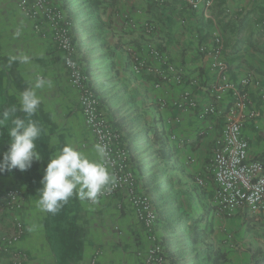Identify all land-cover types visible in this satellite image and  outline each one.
<instances>
[{
	"label": "crops",
	"instance_id": "obj_1",
	"mask_svg": "<svg viewBox=\"0 0 264 264\" xmlns=\"http://www.w3.org/2000/svg\"><path fill=\"white\" fill-rule=\"evenodd\" d=\"M51 1L72 20L78 57L87 67L90 68L89 57L93 56L91 50L96 49V41L101 43L98 49L101 53L110 52L111 69L107 71L113 83H104L100 70L92 75L90 68L89 73L96 82L101 107L113 118L117 129L127 134L131 128L136 130L138 115H143L156 135L154 155L143 160L146 186L142 189L139 180L138 185L153 197L157 193L162 203L171 196V206L165 205L168 210L163 211L155 233L159 238L168 237L165 247L173 254L172 260H177L173 264H184L178 257L179 248L169 239L174 234H170L168 223L196 217L194 214L202 211L206 219L212 217L213 184L199 187L194 178L201 174L211 154L221 121L213 117L199 121L191 113L161 109L157 101L163 99L171 103L180 93L191 91L201 102H207L193 82L204 85L215 80L216 75L209 68L211 57L197 52L195 33L200 34V42L207 52L214 50L215 39L222 40L221 57L229 66L228 77L232 82L252 72L264 83V0H213L208 12L193 11L180 3L161 8L155 0H77L80 5L76 0ZM81 12L87 15L86 19L79 15ZM127 18L136 23V29L127 26ZM80 21H84L82 26ZM92 22L98 28L96 38H92L96 34L88 32ZM152 22L156 29L147 35L144 25ZM88 42L93 43L90 51ZM148 45L164 52L181 68L184 78L181 83H176L172 76L159 90H153L152 77L146 70L139 73L130 70L129 56L137 53L145 57ZM100 51L97 55H101ZM146 58L148 67L157 66ZM39 80L44 84L37 88ZM26 89L34 90L41 100L31 117L19 111L20 96ZM12 107L17 109L13 118L31 119L41 127V135L35 141L40 160L34 161L27 171L0 173V192L16 189L24 195L19 211L0 212V237L10 233L11 220L17 217L25 227L18 244L27 257L23 264H89L98 249L102 250L98 264L124 261L139 264L136 254L149 242L122 195L97 199L90 204L89 199H80L74 194L69 198L71 204L63 203L55 214L40 208L38 190L42 187L44 168L63 146L71 145L92 160H97L98 155L80 114L76 94L68 85L67 71L53 41L52 28L47 23L37 26L26 18L17 0H0V112ZM110 107L115 110L111 111ZM249 110H255L258 116L248 120L243 128L249 145L248 157L264 164V101L256 87L250 88ZM11 126V118L7 124H0V153L7 150V131ZM156 185H160V189L154 192ZM71 219H75L82 232V247L78 252H72L73 246L67 241L64 223ZM181 227L186 229L182 224ZM67 246L68 256L64 253ZM8 263L9 257L0 254V264Z\"/></svg>",
	"mask_w": 264,
	"mask_h": 264
},
{
	"label": "built area",
	"instance_id": "obj_2",
	"mask_svg": "<svg viewBox=\"0 0 264 264\" xmlns=\"http://www.w3.org/2000/svg\"><path fill=\"white\" fill-rule=\"evenodd\" d=\"M159 6L180 3L193 11L208 12L213 0H155ZM19 10L26 18L37 26L47 23L52 28L53 41L62 55V63L67 71L69 87L75 92L80 114L84 125L93 138L94 147L103 146L107 156L103 160L105 167L114 177L110 184L97 199H109L113 195H122L130 207L135 221L143 230L149 245L138 251L136 256L139 264H171L167 250L155 233L159 215L154 197L139 189L138 177L134 168L133 150L127 143V133L118 130L107 118L101 107L96 82L92 81L84 64L80 61L76 41L72 32L73 23L68 15L51 0H17ZM127 26L136 29L137 25L127 18ZM156 29L154 22L144 25V32L149 35ZM193 39L197 44V52L211 57L209 68L215 72V80L204 85L194 81L207 102H201L193 92L184 91L175 101L168 103L159 99V108L175 110L179 113H191L197 120L205 121L217 118L221 121L220 131L214 140L211 154L204 165L201 174L194 178L195 185L213 184L210 206L215 212L225 218L244 214H264V164L248 157V141L243 134V128L248 120L258 116L255 110H249L250 88L256 87L259 97L264 101V83L252 72L245 73L237 82L228 77L229 66L221 57L223 44L220 38L215 39V48L207 52L200 42V34L195 33ZM145 57L134 53L129 56V66L139 73L146 70L152 77L151 87L159 90L162 83L170 77H175L176 83L183 81L181 68L172 63L162 51L148 45ZM150 58L157 64L148 67ZM92 60V59H91ZM132 148L139 140L133 135ZM24 195L16 189L0 192V212L11 213L19 211L23 206ZM96 199V200H97ZM93 204V200H88ZM10 233L0 237V254L9 257L8 264H23L27 257L18 247L25 234L21 220L13 217ZM119 231L118 227L114 228ZM102 250L95 251L89 264H98L97 258ZM121 264H129L124 261Z\"/></svg>",
	"mask_w": 264,
	"mask_h": 264
},
{
	"label": "rangeland",
	"instance_id": "obj_3",
	"mask_svg": "<svg viewBox=\"0 0 264 264\" xmlns=\"http://www.w3.org/2000/svg\"><path fill=\"white\" fill-rule=\"evenodd\" d=\"M77 5H80L79 1H75ZM66 13V12H65ZM82 18L86 19L87 15L85 13H80ZM79 20H81L79 18ZM72 21V20H71ZM84 21H80L79 25H83ZM92 22L91 25L88 26V32L92 34H96L92 38H96L98 31L97 25ZM84 30V29H83ZM86 33L87 31L84 30ZM106 37V36H105ZM90 40V39H89ZM96 49L91 50L92 55L89 57V60L92 61L90 64V68L93 74H98L96 71H99V75H104L101 78L104 83L112 84L109 79V69L110 63H108L110 52L105 51L101 53L99 49L102 47L97 41L95 42ZM93 43H87V50L90 51ZM101 53V55H97V52ZM78 54V53H77ZM89 54V53H88ZM92 59V60H91ZM80 61L85 65L83 59L80 58ZM97 67V68H95ZM130 70L132 71L131 67L129 66ZM106 70V71H105ZM134 72V71H133ZM136 73V72H135ZM103 84V83H101ZM121 88V86H120ZM130 91V90H129ZM128 91V92H129ZM123 93V92H122ZM127 93V92H126ZM128 94V93H127ZM128 96V95H127ZM112 98V97H111ZM115 106V105H114ZM111 111L115 110L113 107H110ZM118 108V107H117ZM111 114V112H110ZM146 113H144L145 115ZM107 115V114H106ZM139 119L136 122L137 128H131V131H128V134H132L141 138V134L144 130L148 131L146 136H143L144 143L140 146L138 141L136 142L137 146L133 147V155H134V168L136 170V174L138 180L142 184V189L145 188L144 176L146 175V167L144 164V158H150L154 155L155 147L157 146V138L154 135L152 128L148 125L147 121L145 120L143 115H138ZM107 118L110 120L113 118L107 115ZM110 122L113 124L115 128L114 120ZM134 144V143H133ZM150 163V162H148ZM163 188V187H161ZM150 190V189H149ZM156 192L154 189H152ZM170 197V198H169ZM171 196H168L165 203H162L161 196L154 197L156 207L158 209V214H163V211L168 210L166 209L165 205L171 206ZM71 200H67V204H71ZM66 203V202H65ZM64 203V204H65ZM69 209V208H68ZM204 212H200L197 217H202V223L200 225L201 230L205 229L206 233L201 238V241L197 244H194L193 241L189 237V231L185 228H182L179 223H168L169 229H171L170 234H174L173 237H169L175 242V245L179 248L178 249V257L184 264H212L209 262L208 259L212 260L216 258L218 260L217 264H251L252 262V255L255 254L258 250H262L264 252V214L259 215H240L235 216L232 218H225L221 215L215 213V210L212 208V217L206 219L204 217ZM65 228H67V241L68 245L73 246L72 252H78V249L82 247V232L77 228L75 219H71L66 221ZM168 237L163 235L160 237L162 244L165 247V240ZM166 248V247H165ZM167 250V249H166ZM65 255H69V247H65ZM169 256L170 263H176L177 260H171L173 254L170 250H167ZM176 256V255H174ZM172 261V262H171ZM209 262V263H208Z\"/></svg>",
	"mask_w": 264,
	"mask_h": 264
},
{
	"label": "clouds",
	"instance_id": "obj_4",
	"mask_svg": "<svg viewBox=\"0 0 264 264\" xmlns=\"http://www.w3.org/2000/svg\"><path fill=\"white\" fill-rule=\"evenodd\" d=\"M43 84L44 81L39 80L36 87L40 88ZM40 103L36 92L26 89L20 96L19 111L31 117ZM16 111L12 107L0 112V124H7L11 118L12 125L7 131V150L0 153V173L27 171L34 161L40 160L35 141L40 137L42 129L34 120L13 118ZM96 152L98 159L92 160L71 145H65L54 158L48 160L41 179L42 187L38 190V204L43 211L55 214L74 194L80 199L95 201L114 182V177L103 163L107 156L106 148L97 145Z\"/></svg>",
	"mask_w": 264,
	"mask_h": 264
},
{
	"label": "trees",
	"instance_id": "obj_5",
	"mask_svg": "<svg viewBox=\"0 0 264 264\" xmlns=\"http://www.w3.org/2000/svg\"><path fill=\"white\" fill-rule=\"evenodd\" d=\"M164 7H165V5L164 6H161V8H164ZM89 69H90L89 67L86 68V70H87L86 73H88V74H90L89 73L90 72ZM115 126H116V124H115ZM147 133H148V131L144 130L142 132V134H141V138H138V140H139V146L138 147H140L144 143L143 136H146ZM133 138L134 137H133L132 134H127L126 140H127V143H128L129 148L132 149V150H133V148H132V145H133L132 139ZM159 186L160 185H156V186L153 187V189L158 191L160 189ZM171 201H172V199H171ZM211 208L214 209L213 206ZM157 211H158V209H157ZM159 220H160V215H159ZM202 221H203L202 220V217H197L196 216V217H189V218H186L184 221L178 222V223H180V225L182 224L183 226H185L186 227V230L189 231L188 232L189 233V237L193 241L194 244L199 243L201 241V238L206 233V230L205 229H202L201 230V228H200V225H201ZM158 223H159V221H158ZM172 223H176V222H170L169 224H172ZM167 256H168V253H167ZM168 258H169V256H168ZM171 260H172V258H171ZM208 261L209 262H212V264H217L218 263L217 262L218 260H216V258H214L212 260L211 259L210 260L208 259ZM171 264H173V263H171ZM252 264H264V252L262 250H258L255 254L252 255Z\"/></svg>",
	"mask_w": 264,
	"mask_h": 264
}]
</instances>
